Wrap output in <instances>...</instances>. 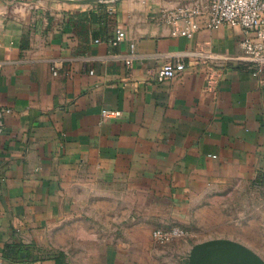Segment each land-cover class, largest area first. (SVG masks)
I'll return each instance as SVG.
<instances>
[{"label":"crops","instance_id":"0c3cea01","mask_svg":"<svg viewBox=\"0 0 264 264\" xmlns=\"http://www.w3.org/2000/svg\"><path fill=\"white\" fill-rule=\"evenodd\" d=\"M186 1L0 0L3 264H123L157 221L264 182V72L227 60L239 26L174 35L161 13Z\"/></svg>","mask_w":264,"mask_h":264},{"label":"rangeland","instance_id":"374dc122","mask_svg":"<svg viewBox=\"0 0 264 264\" xmlns=\"http://www.w3.org/2000/svg\"><path fill=\"white\" fill-rule=\"evenodd\" d=\"M128 207L124 204L123 210H128ZM174 225L183 227L185 235L165 244L151 238V241L142 245L144 249L125 250L123 264H189V255L196 243L216 238L239 241L264 258V182L254 181L249 185L233 188L214 201L193 204L181 219L157 221L153 229ZM144 239L146 240V236ZM128 241L125 236L124 242ZM92 258L102 263L103 251L98 250Z\"/></svg>","mask_w":264,"mask_h":264},{"label":"built area","instance_id":"2783aa9c","mask_svg":"<svg viewBox=\"0 0 264 264\" xmlns=\"http://www.w3.org/2000/svg\"><path fill=\"white\" fill-rule=\"evenodd\" d=\"M161 18L173 26L174 35L186 37H192L202 27L199 18H205L203 25L209 28H219L224 24L241 27L245 32L241 41L242 55L227 57V60L245 64L255 77L264 72V0H188L175 8L164 9ZM125 38L126 32L119 28L111 43L117 45ZM131 46L134 47L133 44ZM127 63L131 65L132 59ZM224 68L222 62L207 66L208 82L215 85L225 75ZM189 69L183 61L166 62L156 70L155 76L158 81H164ZM120 114L117 110L103 111L106 118ZM184 235L185 229L177 225L158 227L153 231L154 239L161 244Z\"/></svg>","mask_w":264,"mask_h":264},{"label":"water","instance_id":"95a60500","mask_svg":"<svg viewBox=\"0 0 264 264\" xmlns=\"http://www.w3.org/2000/svg\"><path fill=\"white\" fill-rule=\"evenodd\" d=\"M101 2L109 0H85ZM25 256V252H21ZM238 262L240 264H264V258L247 245L227 238H216L196 243L189 255V264H218Z\"/></svg>","mask_w":264,"mask_h":264},{"label":"trees","instance_id":"16d2710c","mask_svg":"<svg viewBox=\"0 0 264 264\" xmlns=\"http://www.w3.org/2000/svg\"><path fill=\"white\" fill-rule=\"evenodd\" d=\"M51 255V253H48L47 256ZM55 258L57 259V263L59 264L63 260V254L59 253L58 256L56 255Z\"/></svg>","mask_w":264,"mask_h":264}]
</instances>
